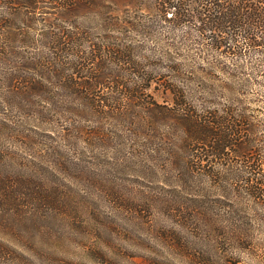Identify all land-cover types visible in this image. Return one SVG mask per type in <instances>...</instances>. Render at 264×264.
<instances>
[{"label":"rangeland","instance_id":"374dc122","mask_svg":"<svg viewBox=\"0 0 264 264\" xmlns=\"http://www.w3.org/2000/svg\"><path fill=\"white\" fill-rule=\"evenodd\" d=\"M96 2L72 28L58 8L0 0V264H264V199L236 176L264 156V88L187 63L168 32L109 29L129 5ZM179 79L200 105L243 100L242 123L261 126L241 152L193 138Z\"/></svg>","mask_w":264,"mask_h":264},{"label":"trees","instance_id":"16d2710c","mask_svg":"<svg viewBox=\"0 0 264 264\" xmlns=\"http://www.w3.org/2000/svg\"><path fill=\"white\" fill-rule=\"evenodd\" d=\"M96 1L25 0L29 5L42 2L48 8L60 9L61 17L69 22L72 28L80 26L71 18L87 14L90 7L97 5ZM125 5H129L126 16L111 18L109 25H106L109 29L124 34L134 30L149 38L156 37L158 33L162 35L168 32L167 41H172L170 44L176 49L182 47L193 52L185 53L189 59L187 63L208 62L220 67L234 80L245 81L247 75L250 82L264 88V0H126ZM127 16L129 17L126 18ZM68 37L70 40L67 44L71 47H62L61 40H58L56 45L63 52H68L67 57L71 55L70 48L80 44L75 40V34L69 32ZM118 46L126 48L123 44ZM65 54L47 58L42 56L40 59H43V64L53 63V59L62 61L61 57L65 58ZM76 54L82 61L79 66L85 65H82L84 60H90L88 55H81V51ZM160 60V66L167 63L168 67L173 69L175 67L172 64L178 63L170 56L167 58L163 56ZM65 63L69 66L64 72L72 75L78 72L77 63L73 61ZM177 76L181 77L179 74ZM181 80L179 79L180 87L173 84L172 90L183 99L175 102L173 106L177 112L189 117L186 119L189 120L188 128L193 133V138L200 144L210 145L212 152L224 151L229 145H236L241 152L245 144L241 132L248 129L255 133V129L261 126L256 120L247 124L240 120L239 117L247 116L248 106L239 98L237 102L233 100L228 104L215 100L200 105L193 92L195 90L188 88V84L180 83ZM225 89L230 95L234 94L232 90L234 88ZM257 94L255 99H264V90L258 91ZM215 95L223 98L227 94L217 90ZM232 98L235 99V96ZM258 139H260L258 136L251 137L248 143L258 144ZM247 166L250 169H245ZM244 167L245 175L239 173L236 176L242 177L247 184L248 193L264 199V156L259 154Z\"/></svg>","mask_w":264,"mask_h":264}]
</instances>
